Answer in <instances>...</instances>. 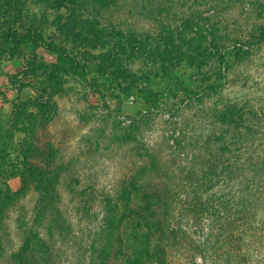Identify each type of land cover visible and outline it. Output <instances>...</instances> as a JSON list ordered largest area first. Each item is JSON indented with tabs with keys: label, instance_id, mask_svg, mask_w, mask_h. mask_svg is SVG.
Wrapping results in <instances>:
<instances>
[{
	"label": "rangeland",
	"instance_id": "rangeland-1",
	"mask_svg": "<svg viewBox=\"0 0 264 264\" xmlns=\"http://www.w3.org/2000/svg\"><path fill=\"white\" fill-rule=\"evenodd\" d=\"M209 4L210 2L191 4L193 8L199 9V16L204 21L201 27L195 25L186 33L185 43L198 36L194 33L198 30L209 40H224L220 45L224 44L225 47L230 46L233 40H241L246 46L243 51L234 49L224 64L216 57L200 66L184 60L173 68L172 78H178L193 87L188 95L192 96V101L187 105L180 102L187 96L182 87L172 83L171 92L175 88L179 90L177 97H174L170 91L168 93L164 81L159 77H154L151 88L156 94H166L162 97L161 109H148L134 97H110L109 92L104 89L95 94L91 91L84 92L80 86L63 98L56 97L60 105L69 110L63 112L54 123L45 121L43 126L38 127L34 141L35 147L45 157L52 151L54 157L51 166L57 172L61 171L57 169L58 163L64 166L55 194L51 195L56 201L50 204L49 191L47 200L43 201V194L35 183L25 185L20 176L6 177L7 173L1 175L3 171L0 169V190L6 193L11 191L12 196L7 195L13 198L11 202L6 201L4 219L0 220V264L16 262L14 254L32 236V231L37 235L30 245L35 257L34 264H92L90 245L102 240V222L110 212L111 204L117 201L116 197L120 195L124 185L123 180H128L132 168L141 165L137 152L131 146L113 141V137L123 134V131L111 114L120 110L128 118H145L148 122L143 132L146 144L151 148L161 146L163 156L170 161L179 151L176 148L175 153L174 148L169 146L170 143L166 144L164 120L181 122L187 136V144L184 145L187 150L184 152H189L190 155L191 152H196L202 135L212 131L211 127L214 126L210 121L213 110L231 105L236 106L239 116L237 125L234 124L233 127L237 132L249 131L253 135L244 139L230 138L228 153L221 158L236 166L237 174L229 176L230 178L226 174L215 177L214 180L220 181L210 199L230 197L234 204L228 203L227 208L216 205L209 209V213L201 210L197 212L193 208L190 212L192 186L189 182L176 178V184H184L186 191L184 194L180 191L176 193V216L173 217L171 213V224L172 220L177 225L181 223V228L187 230L188 237L181 240L177 247L168 249L166 264H225L226 261L239 264L237 259L241 260L240 264H264V41L260 45L247 47V44L261 37L264 30L255 29L252 33L246 31L256 25L264 27V12L249 4L245 6V3L225 1L213 3L210 8ZM214 6H218V10ZM33 9L36 14H40L38 9ZM135 10L119 0L114 7L108 9L106 16L113 15L129 31L156 32L161 27L155 19L139 18ZM179 10L177 7L176 11ZM216 12L217 16L214 14ZM171 22L176 23L174 20ZM9 46L0 42V116L4 120L0 132L11 137L4 139L11 148L6 150L3 144L0 146V160L3 158L4 148L6 158L2 161L6 164L4 167L8 168L13 165L19 167L25 159L20 147L25 135L17 130L16 124L12 125L14 107L21 100L33 102L38 94L36 87L42 88L43 85L41 78L19 75L24 69V54L20 57L12 56ZM37 55L46 62H58L57 55L47 49L39 48ZM138 65L136 67L140 68ZM211 84L221 85L220 92L200 95L202 93L198 86ZM73 98L80 109L86 111V118L82 119L79 114H75L80 109L77 111L69 108L70 104L78 108L74 105ZM87 103L99 108L85 109L84 105ZM105 104L109 107H104ZM32 110L37 111V108L32 106ZM218 126L223 127L220 123ZM179 128L178 125L177 129ZM216 132L219 134L220 131ZM220 150L216 148L217 153ZM31 162L44 165L37 158L31 159ZM258 166L263 167L258 170ZM172 167L178 170L180 164H172ZM209 195L203 198L209 200ZM107 197L113 199L109 200L111 198ZM137 202L139 204L142 201L140 199ZM123 208L121 204L120 214ZM115 221L118 227L116 231L119 233L114 230L115 235H112L109 231L107 239L113 242L120 234L125 240L122 246L125 253L132 244L127 239L128 228L131 227L126 225V219L120 223L116 217ZM174 226L176 225L173 224ZM133 232L135 231L131 228L129 233ZM208 235L212 238L209 243L206 242ZM118 264H123V260H119Z\"/></svg>",
	"mask_w": 264,
	"mask_h": 264
},
{
	"label": "trees",
	"instance_id": "trees-1",
	"mask_svg": "<svg viewBox=\"0 0 264 264\" xmlns=\"http://www.w3.org/2000/svg\"><path fill=\"white\" fill-rule=\"evenodd\" d=\"M118 1L0 0V42L10 45L12 56L20 57L24 54V69L19 75L41 78L43 83L42 88L36 87L38 94L33 102L21 100L16 103L12 112L14 116L12 125L16 124L17 130L25 135L20 145L21 154L25 159L19 167L16 165L4 167L6 164L2 160L6 158L5 151L11 148L4 139H11V137L0 132V146L3 144L6 147L5 151L4 148L2 149L3 158L0 160V169L3 171L1 175L7 173L6 177L20 176L25 185L30 182L35 183L43 194V201L47 200L46 195L49 191L50 204L56 201V198L51 195L60 181L64 166L58 163L57 169L61 171L57 172L51 166L54 157L52 151H49L48 156L45 157L44 153L35 147L34 141L38 127L43 126L45 121L54 123L63 112L69 110L67 107H62L56 97L63 98L64 95L71 94L77 86H80L84 92L91 91L95 94L104 89L109 92L110 97H134L137 101H142L148 109H161L164 99L162 97L166 94L165 92L156 94V91L151 88L154 77H159L164 81L165 89L174 97H177L179 90L175 88L171 92L172 83L182 87L187 96L180 102L187 105L192 101V96L188 95L193 87L184 84L178 78H172V69L184 60L200 66L207 60L217 57L218 61L224 64L227 63V57L234 49L243 51L246 46L241 40H233L230 46L225 47L224 44L220 45L224 40H209L198 30L194 31L198 36L192 37L187 41L188 43H185L186 33L195 25L201 27L204 21V18L201 19L199 16V9L193 8L191 4L210 2V8L213 3L230 1L238 4L245 3V6L249 4L264 12V0H123L131 9L137 10L135 11L139 18L155 19L161 26L156 32H138L124 29L123 24H119L113 15L106 16L108 9L114 7ZM177 7L180 8L179 11H176ZM217 7L214 6L215 10H218ZM33 8L40 11V16ZM187 12L192 14L188 15ZM214 14L218 15L217 12ZM172 20L176 23L171 22ZM255 29L264 30V27L256 25L246 31L252 33ZM263 41L264 31L261 37L247 44V47L260 45ZM39 48L55 53L58 62L44 61L37 55ZM137 64L141 67L137 68ZM220 87L222 88L221 85L214 84L198 86L202 96L206 93L220 92ZM72 101L78 106L74 98ZM32 106L36 107L37 111H33ZM104 107L109 106L105 104ZM69 108L77 111L80 109L79 106L76 108L72 104ZM84 108L96 109L97 107L87 103ZM85 112L80 109L75 114H79L84 119ZM111 116L118 121L123 131V134L114 136L113 141L131 146L137 152L141 165L132 168L128 180L125 182L124 179L122 182L124 185L120 195L116 197L117 201L109 207L110 212L106 218L104 217L100 230L102 240L99 243L92 242L90 245L91 262L92 264H118L119 260H123V264H166L168 249L172 246L177 247L181 240L188 237L187 230L181 228V223L177 225V222L174 223L172 220L176 226L173 227L171 224V213L173 217L176 216L174 205L178 201L176 193L180 191L184 194L186 191L184 184H176V178L182 182H189L192 186L193 198L189 202L190 212L193 208L197 212L201 210L209 213V209L216 205L222 208H227L228 203L233 205L234 200L230 197L210 199L220 181L214 179L225 174L228 178L237 174L236 166L222 159L228 153L230 138L232 140L239 137L250 138L253 134L249 131L237 132L233 127L234 124L237 125L239 117L236 106L231 105L221 110L217 108L213 110L210 121L214 126L211 127L212 131L206 135L200 134L202 138L196 152L188 155L189 152H184L187 150L184 146L187 144L185 128H182L181 122L166 119L164 120L166 144L170 143L169 146L174 148L175 153H177L176 148L179 151V154L174 155L169 161L163 156L161 146L151 148L146 144L147 139L143 138V132L148 122L145 118L140 120L128 118L120 110ZM122 117L125 118L122 119ZM219 123L223 127H217ZM2 124L4 120L0 116V131H2ZM178 125L179 129H177ZM217 130L220 131L219 134H216ZM176 134L178 136H174ZM216 148L221 149L219 153L216 152ZM34 158L43 161L44 165L33 164L31 159ZM199 160L201 162H198ZM178 163L180 168L175 170L172 164ZM197 163L199 164L194 165ZM262 167L257 168L259 170ZM10 192L0 190V220L4 219L6 201L11 202L13 199L7 195L12 196ZM208 194H210L209 200L204 199L203 197ZM140 199L142 202L137 204ZM121 204L124 208L120 214ZM116 217L120 223L126 219V225L135 231L131 234L129 233L131 228H128L127 239L132 244L125 253L122 249L125 240L120 234L113 242L107 239L108 232L115 235L114 230L118 228ZM211 222L212 220L210 225H212ZM36 238L37 235L35 236L32 231V236H29L20 251L14 254L16 262L13 264L35 263L30 245ZM211 239L208 235L206 242L209 243ZM236 261L239 264L241 262L240 259ZM232 263L234 262H225V264Z\"/></svg>",
	"mask_w": 264,
	"mask_h": 264
}]
</instances>
